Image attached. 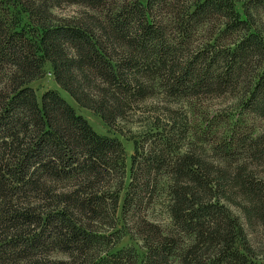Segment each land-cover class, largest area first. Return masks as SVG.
Here are the masks:
<instances>
[{
  "label": "trees",
  "instance_id": "1",
  "mask_svg": "<svg viewBox=\"0 0 264 264\" xmlns=\"http://www.w3.org/2000/svg\"><path fill=\"white\" fill-rule=\"evenodd\" d=\"M47 65L134 144L130 181L119 137L59 91L39 101ZM227 96L264 119V0H0V264H264L232 210L264 226V134L209 158L171 107L128 126L157 97ZM162 194L170 228L149 215Z\"/></svg>",
  "mask_w": 264,
  "mask_h": 264
},
{
  "label": "rangeland",
  "instance_id": "2",
  "mask_svg": "<svg viewBox=\"0 0 264 264\" xmlns=\"http://www.w3.org/2000/svg\"><path fill=\"white\" fill-rule=\"evenodd\" d=\"M55 14L60 18L84 19L88 15L94 13L83 7L65 6L55 11ZM95 16V15H94ZM51 66L47 65L45 77L35 81L32 87L36 90L39 101L48 91H59L77 112L86 118L92 127L101 135L109 137H119L123 142L127 152L128 165V181H130L131 157L134 153V144L128 138L119 135L115 130L109 128L105 122L97 115L89 110L81 108L71 96L62 90L55 82ZM171 107L180 111L183 115H187L192 124V132L190 135L189 146L200 148L201 151L209 158L215 157V150L220 147H225L230 142V138L243 133L253 134L255 136L264 134V119H260L253 114H250L240 107L236 97L227 96L223 98L209 99H193L172 102L161 97L151 99L142 105L135 118L134 122L129 124L130 129H134L136 133L143 129V120L146 119L148 111H156L157 108ZM153 109V110H152ZM163 111V110H161ZM145 113V114H144ZM230 144V143H229ZM260 177L264 178V165L258 168ZM166 197L161 195L159 202L150 211V219L161 224L164 228H170L172 223L166 209ZM234 214L239 216L246 227L250 247L255 256L260 260H264V226L259 223L248 224L241 211L232 207ZM135 244L131 239L126 238L122 242V246ZM143 253L142 251H140Z\"/></svg>",
  "mask_w": 264,
  "mask_h": 264
},
{
  "label": "built area",
  "instance_id": "3",
  "mask_svg": "<svg viewBox=\"0 0 264 264\" xmlns=\"http://www.w3.org/2000/svg\"><path fill=\"white\" fill-rule=\"evenodd\" d=\"M50 75H52V74H50Z\"/></svg>",
  "mask_w": 264,
  "mask_h": 264
}]
</instances>
